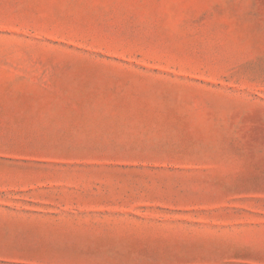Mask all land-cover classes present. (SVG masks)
<instances>
[{"label": "rangeland", "instance_id": "1", "mask_svg": "<svg viewBox=\"0 0 264 264\" xmlns=\"http://www.w3.org/2000/svg\"><path fill=\"white\" fill-rule=\"evenodd\" d=\"M0 264H264V0H0Z\"/></svg>", "mask_w": 264, "mask_h": 264}]
</instances>
